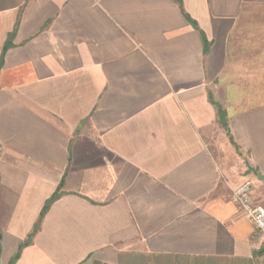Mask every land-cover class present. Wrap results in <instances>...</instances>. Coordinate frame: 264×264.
Here are the masks:
<instances>
[{
	"label": "crops",
	"instance_id": "1",
	"mask_svg": "<svg viewBox=\"0 0 264 264\" xmlns=\"http://www.w3.org/2000/svg\"><path fill=\"white\" fill-rule=\"evenodd\" d=\"M259 176L264 0H0V264H255Z\"/></svg>",
	"mask_w": 264,
	"mask_h": 264
},
{
	"label": "built area",
	"instance_id": "2",
	"mask_svg": "<svg viewBox=\"0 0 264 264\" xmlns=\"http://www.w3.org/2000/svg\"><path fill=\"white\" fill-rule=\"evenodd\" d=\"M252 186L250 180H245L233 190L232 199L244 211L245 218L253 224L255 231L263 242L264 249V205L252 198Z\"/></svg>",
	"mask_w": 264,
	"mask_h": 264
},
{
	"label": "rangeland",
	"instance_id": "3",
	"mask_svg": "<svg viewBox=\"0 0 264 264\" xmlns=\"http://www.w3.org/2000/svg\"><path fill=\"white\" fill-rule=\"evenodd\" d=\"M211 264H224V262H220V261H213V262H211ZM228 264H231V263H228ZM238 264H241V263H238ZM255 264H264V259L262 258L260 261L259 260H257L256 262H255Z\"/></svg>",
	"mask_w": 264,
	"mask_h": 264
},
{
	"label": "trees",
	"instance_id": "4",
	"mask_svg": "<svg viewBox=\"0 0 264 264\" xmlns=\"http://www.w3.org/2000/svg\"><path fill=\"white\" fill-rule=\"evenodd\" d=\"M263 253H264V249H262V250L256 252L257 255H263ZM15 257H16V256H15Z\"/></svg>",
	"mask_w": 264,
	"mask_h": 264
},
{
	"label": "water",
	"instance_id": "5",
	"mask_svg": "<svg viewBox=\"0 0 264 264\" xmlns=\"http://www.w3.org/2000/svg\"><path fill=\"white\" fill-rule=\"evenodd\" d=\"M259 178L263 182V185H264V177L263 176H259Z\"/></svg>",
	"mask_w": 264,
	"mask_h": 264
}]
</instances>
